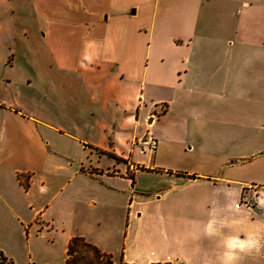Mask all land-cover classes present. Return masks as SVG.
Here are the masks:
<instances>
[{"label": "crops", "instance_id": "obj_1", "mask_svg": "<svg viewBox=\"0 0 264 264\" xmlns=\"http://www.w3.org/2000/svg\"><path fill=\"white\" fill-rule=\"evenodd\" d=\"M76 1L39 51L0 8V264H264V0Z\"/></svg>", "mask_w": 264, "mask_h": 264}, {"label": "rangeland", "instance_id": "obj_2", "mask_svg": "<svg viewBox=\"0 0 264 264\" xmlns=\"http://www.w3.org/2000/svg\"><path fill=\"white\" fill-rule=\"evenodd\" d=\"M76 0H0V8L16 7V14L19 17L21 25L30 24L31 27L36 28L37 48L40 50V42L46 36L47 39L61 33V28L57 26L60 23V14L62 9L74 8L78 6ZM52 25V27H50ZM54 25V26H53ZM52 28V31H50ZM48 30V33L46 32ZM261 102L259 106L256 105L253 112H246L245 124L243 127L244 134V150L246 157H252L251 154L255 149L264 151V94L260 95ZM256 139V140H254ZM226 155L229 160H233L240 154V144L238 151L233 149L235 145L233 141L227 142ZM150 149H148L149 151ZM119 257H115V261H119Z\"/></svg>", "mask_w": 264, "mask_h": 264}, {"label": "trees", "instance_id": "obj_3", "mask_svg": "<svg viewBox=\"0 0 264 264\" xmlns=\"http://www.w3.org/2000/svg\"><path fill=\"white\" fill-rule=\"evenodd\" d=\"M1 264H14L2 256ZM66 264H136L124 260L123 256L115 261L111 253L102 251L95 244L81 236L74 237L68 248ZM151 264H172L171 262H153Z\"/></svg>", "mask_w": 264, "mask_h": 264}, {"label": "built area", "instance_id": "obj_4", "mask_svg": "<svg viewBox=\"0 0 264 264\" xmlns=\"http://www.w3.org/2000/svg\"><path fill=\"white\" fill-rule=\"evenodd\" d=\"M137 143H140L143 146V150H156L158 147V139L150 131L139 137Z\"/></svg>", "mask_w": 264, "mask_h": 264}, {"label": "clouds", "instance_id": "obj_5", "mask_svg": "<svg viewBox=\"0 0 264 264\" xmlns=\"http://www.w3.org/2000/svg\"><path fill=\"white\" fill-rule=\"evenodd\" d=\"M228 246L230 248H234V247H237V246L243 248L244 247V243L243 242H239V244H238L237 241L233 240V241H229ZM232 259H233V257L231 255H229L228 256V260L231 261Z\"/></svg>", "mask_w": 264, "mask_h": 264}]
</instances>
